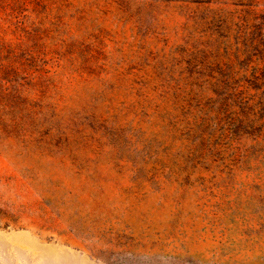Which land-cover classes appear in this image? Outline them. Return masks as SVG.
<instances>
[{
  "label": "rangeland",
  "instance_id": "374dc122",
  "mask_svg": "<svg viewBox=\"0 0 264 264\" xmlns=\"http://www.w3.org/2000/svg\"><path fill=\"white\" fill-rule=\"evenodd\" d=\"M24 7L17 21L0 8V41L28 52L29 95L47 106L39 128L0 126V264H264V114L232 107L260 130L193 140L151 108L155 63L183 41L187 9L264 21V0Z\"/></svg>",
  "mask_w": 264,
  "mask_h": 264
},
{
  "label": "trees",
  "instance_id": "16d2710c",
  "mask_svg": "<svg viewBox=\"0 0 264 264\" xmlns=\"http://www.w3.org/2000/svg\"><path fill=\"white\" fill-rule=\"evenodd\" d=\"M6 7L16 21L26 15L24 0H0V8ZM185 14L193 24L181 27L183 41L171 44L155 63L152 114L166 131L193 140L255 134L260 128L242 126L231 109L244 114L258 108L264 114V21L249 8L187 9ZM27 54L0 41L1 133L18 131L26 117L35 118L39 128L44 118L39 112L47 105L29 95L37 81L26 69L32 61ZM135 82L147 85L140 78Z\"/></svg>",
  "mask_w": 264,
  "mask_h": 264
}]
</instances>
